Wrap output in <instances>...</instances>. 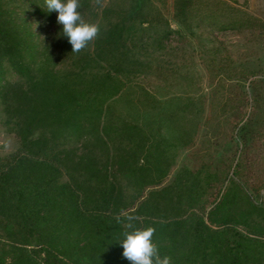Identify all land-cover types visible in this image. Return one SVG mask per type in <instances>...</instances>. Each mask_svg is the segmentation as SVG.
I'll use <instances>...</instances> for the list:
<instances>
[{"label": "trees", "instance_id": "obj_1", "mask_svg": "<svg viewBox=\"0 0 264 264\" xmlns=\"http://www.w3.org/2000/svg\"><path fill=\"white\" fill-rule=\"evenodd\" d=\"M21 1L42 17L52 15L44 0ZM92 1L80 0L79 11L100 32L72 53L61 27L55 49L74 57L61 69L32 33L0 19V117L19 141L17 156L0 158V264H130L119 244L123 233L147 227L155 228L153 243L171 264H264V242L217 220L248 207V217L264 230V207L254 205L243 188L230 182L220 202L205 212L210 192L228 176L220 170L227 161L214 158L217 151L195 156L183 176L159 189L167 143L138 121H116L110 113L113 91L122 85L116 76L128 66L123 59L138 49L163 51L171 35L180 33L148 0L119 10L106 7L100 15ZM172 12L177 29L191 31L195 24L198 30L204 22L190 0H174ZM102 62L111 74L99 80L92 73ZM11 73L16 82L7 80ZM263 137L264 122L254 129L248 123L235 146L248 164L253 153H262L254 159L258 169L250 172L264 188ZM240 162L234 174L243 169ZM129 214L137 217L133 229L126 227Z\"/></svg>", "mask_w": 264, "mask_h": 264}, {"label": "rangeland", "instance_id": "obj_2", "mask_svg": "<svg viewBox=\"0 0 264 264\" xmlns=\"http://www.w3.org/2000/svg\"><path fill=\"white\" fill-rule=\"evenodd\" d=\"M135 1L93 0L91 5L98 8L96 13L100 15L103 8L119 10ZM190 1L200 8L204 19L198 30L195 24L191 31L177 29L172 19L174 0H148L180 34H172L163 51L138 49L123 59L128 66L121 76H116L123 86L113 91L116 93L110 113L116 121H138L156 140L167 143L168 166L159 189L172 186L178 175L183 176L192 167L195 156L202 157L211 149L218 152L215 159L227 161L220 170L228 176L210 192L205 212L220 202L230 182L243 188L254 205L264 207V188L250 172V168L258 169L254 159L262 157V153H253L252 163L248 164L239 157L241 146H235L243 126L250 123L254 129L264 122V0ZM51 14L50 18L42 17L21 0H0V19L32 33L43 52L54 57V64H58L55 67L61 69L74 57L68 52L61 55L55 49L53 40L62 25L57 23V13ZM83 19L90 20L88 15ZM106 73L111 74L110 65L102 62L92 74L103 80ZM7 78L10 82L18 80L14 73ZM108 90L112 92L110 87ZM2 122L0 117V158L10 161L19 154V141ZM228 143L233 144L232 152ZM259 144L264 152V137ZM235 149L238 151L233 156ZM99 155L96 151L95 156ZM238 162L243 169L235 175ZM228 205L229 202L225 207L231 206ZM246 209L232 210L230 217L217 220L264 242V230L255 227L257 222L248 217L252 212Z\"/></svg>", "mask_w": 264, "mask_h": 264}, {"label": "clouds", "instance_id": "obj_3", "mask_svg": "<svg viewBox=\"0 0 264 264\" xmlns=\"http://www.w3.org/2000/svg\"><path fill=\"white\" fill-rule=\"evenodd\" d=\"M44 3L46 12L57 13V23L62 25V33L67 37L72 53L81 52L97 38L100 27L82 18L79 11L80 0H44ZM125 219L126 227L133 229L132 222L137 217L129 214ZM154 233L153 227L124 232L123 239L119 242L123 248L122 257L130 264H171L170 257L160 256L157 245L153 243Z\"/></svg>", "mask_w": 264, "mask_h": 264}]
</instances>
